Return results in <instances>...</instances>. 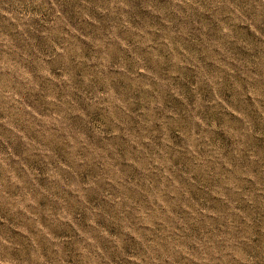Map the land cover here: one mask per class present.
<instances>
[{
    "label": "rangeland",
    "instance_id": "obj_1",
    "mask_svg": "<svg viewBox=\"0 0 264 264\" xmlns=\"http://www.w3.org/2000/svg\"><path fill=\"white\" fill-rule=\"evenodd\" d=\"M126 2L127 9L118 8L115 15H102L97 9L107 7L109 0H87V5L82 0H57L64 21L78 26L81 35L72 37L63 23L49 15L52 12L54 16V12L50 6L44 7L47 0L42 3L0 0L5 11L13 14L12 18L0 17V31L21 45L31 57L33 66L53 56L54 59L47 61L53 74L66 67L63 57L55 56L53 44L66 45L73 51L79 47L90 60L103 52L90 48L88 38L102 39L116 27L117 34L128 47L109 41L108 55L116 69L111 72L113 83L135 101L130 116L119 127L123 138H112L110 129L114 121L110 122L106 115L85 110L89 125L104 128L106 142L112 151L107 153L108 162L93 160L88 166L74 167L71 172L63 173L65 185L69 187L51 181L45 183L42 179L49 166L56 168L57 162H68L67 150L62 147L64 139L57 137L45 145L53 153L52 157L39 151L25 157L23 153L28 149L22 140L11 144L47 193L40 197V209L45 213L67 211L71 218L68 222L57 223L50 215L33 213L49 229L54 241L61 242L56 245L34 230V222L30 223L31 217L27 214L9 215L7 208L0 207L3 217L0 231L13 242L11 254L19 264H33L34 250L47 264H92L95 253L88 238H95L96 231L87 220L94 217L98 229H107L124 241L126 255H121L110 242L98 240L111 264H130L127 257L141 255V247L130 246L126 236L120 234V225L131 223L136 210H142L149 220L154 219L153 235L162 249L168 240L185 242L183 246L188 255L169 257L164 264H195L204 241L218 246L213 236L218 233L222 238L230 234L229 225L244 230L255 245L250 254L255 255L257 249L264 248V39L261 38L264 29L243 19L234 21V12L225 5H217L216 0ZM232 2L242 16H249V0ZM82 11H87L98 23L82 22ZM29 12L39 14L40 19L31 22L18 19ZM125 18L131 28L123 26ZM222 26L230 27L231 36L222 34ZM253 27L260 36L252 31ZM138 63L158 77L159 83L143 73L137 74ZM71 64L79 75L84 71L95 73V68H85L75 59H71ZM118 67H124L130 77L138 75V82L123 77ZM146 83L151 85L150 89L144 87ZM40 87L43 93L49 85L42 82ZM87 94L86 90L77 88L72 99L80 104ZM157 99L163 104V111L151 114V127H142L148 119L143 113ZM27 102L30 106L45 107L39 94L29 96ZM198 104L200 118L213 127L214 132H224L234 144L238 140L234 133H247L245 146L257 160L252 163L245 157L234 160L221 138L209 135L210 151L202 154L204 163L197 165L194 161H186L183 153L188 118L190 109L195 111ZM165 112L174 113L178 119L165 117ZM68 124L74 132L86 130L85 126L72 121ZM161 131L173 143V151L165 153L170 163V176L159 169L149 170L142 163L144 154L149 152L146 143L142 145L144 154L134 147L142 132L150 133L144 137L145 142L152 139L153 146L158 147L155 138ZM0 135L6 136V130H0ZM31 138L40 143L35 131ZM8 146L0 141V151L7 152ZM213 151L222 153L228 164H213ZM3 175L0 173V177ZM90 181H95V188L83 187ZM72 184L77 185L80 194L70 192ZM6 190L9 195L19 194L18 190L7 186ZM21 227L27 228L29 235L18 231ZM100 264H107V261L101 257Z\"/></svg>",
    "mask_w": 264,
    "mask_h": 264
},
{
    "label": "clouds",
    "instance_id": "obj_2",
    "mask_svg": "<svg viewBox=\"0 0 264 264\" xmlns=\"http://www.w3.org/2000/svg\"><path fill=\"white\" fill-rule=\"evenodd\" d=\"M36 2L42 3V0H36ZM177 2L184 3V0H177ZM187 2L192 3V0H187ZM216 2L217 5H225L234 12V21L238 18L243 19L248 24L258 25L264 29V0H249V16L247 17L242 16L240 9L236 8L232 0H216ZM82 3L87 5V0H82ZM49 6L54 12V16L52 12H49L53 20L63 23L72 37L81 35L78 26L73 27L64 21L57 0H47L44 7ZM118 8L127 9L126 0H109L107 7H99L97 11L102 15H115ZM12 15L10 11H5L4 5H0V17L12 18ZM80 15L82 22L91 20L93 24L98 23L87 11H82ZM18 19L31 22L40 19V16L37 13L29 12L21 14ZM123 26L131 28L126 18ZM20 31L24 32V29L21 28ZM252 31L257 36L261 35L256 27H253ZM222 34L231 36L230 27L222 26ZM25 37H27V33H25ZM261 38L264 39V37ZM88 39L89 47L101 49L103 54L98 53L89 60L79 47L73 51L66 45L53 44L55 56L63 57L66 65L62 71L53 74V70L47 62L54 59L53 56L41 59L38 65L33 66L31 57L21 45L0 31V130H6L7 136L6 138L5 135H0V141L9 145L7 152L0 151V173L4 174L3 177H0V207L7 208L9 215L20 212L27 214L31 217L30 223L34 222V230L56 245L61 242L54 241L49 229L40 222L39 216L33 215V213H39L41 216L50 215L57 223L68 222L71 218L67 211L45 213L40 209V197L47 195V193L41 188L35 179V175L28 169L21 157L13 151L11 144L18 139L22 140L28 149L23 153L25 157L34 151L52 157L53 153L48 151L45 145L57 137L64 139L65 143L62 147L67 150L68 162H57L56 168L49 166L46 168L42 179L45 183L51 181L65 187L69 186L65 185L63 173L71 172L74 167L88 166L93 160L108 162L107 153L112 149L106 142L107 133L100 125L92 127L88 124L85 110L96 111L98 115H106L110 122L114 121L110 129L112 138L121 137L119 127L125 122V118L130 116V110L135 106V101L113 83L111 72L116 69L113 68L111 58L108 55V44L109 41H115L123 48H127L128 45L120 39L116 27H112L102 39L95 41L91 37ZM70 58L75 59L85 68H95V73L84 71L82 75H79L73 71ZM118 71L126 79L138 82V75L137 77H130L124 67H118ZM135 71L137 74L143 73L146 77H152L159 83L158 77H154L146 66L138 63ZM42 82L49 85L48 90L43 93L40 87ZM132 86L135 87L136 85L133 84ZM144 87L150 89L151 85L146 83ZM77 88L89 93L83 97L80 104L72 99ZM38 94L42 97L45 106L43 109L35 104L30 106L27 102L29 96ZM156 111H163V104L158 99L153 100L150 108L143 113L148 119L142 127H151V114ZM199 111V104L195 111L190 109L191 116L188 118L187 125L188 135L184 141L185 151L183 153L186 161H194L197 165L204 163L202 154L210 151L207 138L209 135L221 138L224 148L234 160H239L242 157H245L249 163L257 160V156L248 151L245 146L244 137L247 136V133H234L238 137L236 144H234L224 132H214L213 127H210L197 114ZM165 117H170L172 120L178 119L171 112H165ZM68 121L85 126L86 130L74 132L69 127ZM33 131L37 134L40 143H36L31 138ZM149 135L148 132L140 133L139 143L134 146L135 150L144 154L142 145L146 143L149 152L144 154L142 163L149 170L159 169L165 176H170L171 173L168 171L170 163L165 153L173 151L172 140L161 131L160 135L155 138L156 144L159 146L154 147L152 139L146 142L144 140V137ZM212 156L213 164H228L222 153L213 151ZM14 162L16 163L14 164ZM228 166L231 167L230 164ZM21 169L22 171H18ZM113 170L115 171V169ZM173 184L175 187H179L175 181ZM6 186L18 190L19 194L9 195ZM83 187L92 189L96 187V183L90 181ZM69 190L77 194L81 192L76 184H72ZM0 220H3L2 216H0ZM4 222L7 223L6 220ZM154 222V219L149 220L146 212L136 210L131 223L120 225V234L126 236L130 246L137 247L139 245L141 247V255L127 257L130 264H164L165 259L169 257L188 255L183 246L185 242L181 240H168L162 249L157 237L153 235ZM87 224L96 231L95 238L92 236L88 238L89 245L95 253L92 255V264H100L101 257L107 261V264H111L99 246L98 240L110 242L116 250L120 251L121 255H126L123 251L124 241L120 239L119 235H113L107 229H98L94 217H90ZM228 228L232 229L230 234L222 238L219 237L218 233L213 236V239L218 240V246L212 245L208 240L204 241L201 254L196 258L195 264H264V248L257 249L255 255L250 254L251 249L255 247L252 245L250 237L243 229L234 228L231 225ZM18 231L29 235L27 228L21 227ZM35 243L36 239L33 238V244L35 245ZM13 247V242L8 235L0 231V264H19L18 260L11 254ZM32 259L33 264H47V261L39 255L37 250H34Z\"/></svg>",
    "mask_w": 264,
    "mask_h": 264
}]
</instances>
